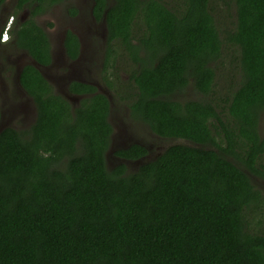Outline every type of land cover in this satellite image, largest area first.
Returning <instances> with one entry per match:
<instances>
[{"label": "trees", "instance_id": "1", "mask_svg": "<svg viewBox=\"0 0 264 264\" xmlns=\"http://www.w3.org/2000/svg\"><path fill=\"white\" fill-rule=\"evenodd\" d=\"M63 1L15 0L10 40L39 66L53 52L37 16ZM226 1L234 21L222 37L218 0H93L107 28L108 86L116 46L134 65L132 118L191 141L133 172L107 166V94L72 80L68 91L82 97L74 107L39 67L23 65L36 118L0 132V264H264V189L252 178H264V0ZM225 43L237 47L241 70L231 88L217 80ZM64 46L70 60L80 56L70 29ZM190 85L199 95L181 99ZM116 153L140 161L149 150L133 143Z\"/></svg>", "mask_w": 264, "mask_h": 264}, {"label": "rangeland", "instance_id": "2", "mask_svg": "<svg viewBox=\"0 0 264 264\" xmlns=\"http://www.w3.org/2000/svg\"><path fill=\"white\" fill-rule=\"evenodd\" d=\"M170 6H183L184 0H165ZM217 10L221 13L219 27L221 36L224 37L233 28L234 12L229 11L227 1L218 0ZM15 0H6L1 7L0 31L6 23L7 17L14 10ZM93 0H65L54 4L46 12L37 16L38 22L49 34L53 62L49 66H39L44 75L51 81L55 89L65 95L75 107L79 104L81 96L68 91V85L72 80H80L93 83L98 89L107 94L111 100L110 121L113 125L112 142L106 155L107 166L114 169L124 164L127 172L135 171L142 163L155 159L166 148L173 144H190L191 141L180 138H163L155 134L147 124L132 118L130 114L129 95L135 90L131 80L133 63L124 56V52L115 46L116 64L110 67L108 79L113 83L110 88L103 78V63L105 58V44L107 28L103 20H96L92 14ZM76 8L78 13L71 12ZM24 17L26 13L22 14ZM12 16V15H11ZM10 17V16H9ZM70 29L77 33L81 39L82 47L80 56L76 60H70L66 54L64 39L66 31ZM1 43V40H0ZM224 56L221 58L218 74L219 87L231 88L240 80V68L234 62L238 56L237 47L225 43ZM13 51L10 61H6L3 51L0 52V106L1 121L0 132L7 128L26 129L31 126L36 118V107L33 99L23 90L19 83V69L26 63H31V56L23 50ZM3 55V56H1ZM17 66L16 73H12V65ZM116 84L118 86L116 87ZM199 94L190 85L181 99L196 98ZM264 132V115L260 123ZM133 143L145 145L148 156L140 161L120 158L116 151L126 148ZM264 162V160H263ZM253 181L264 189V178L252 175ZM256 183V184H257ZM262 214L255 215L252 225L255 228L263 226Z\"/></svg>", "mask_w": 264, "mask_h": 264}, {"label": "flooded vegetation", "instance_id": "3", "mask_svg": "<svg viewBox=\"0 0 264 264\" xmlns=\"http://www.w3.org/2000/svg\"><path fill=\"white\" fill-rule=\"evenodd\" d=\"M22 14H23V13H22ZM22 14H21V17L23 16ZM22 18H24V17H22ZM8 39H9V40L6 41V42H3V41L0 39L2 43H9V44L11 43V44L8 45V46H7L6 44H5V46H2L3 44H0V52H1V50L3 51V53L1 52V54L5 55L4 58H5L6 61H10V60H11V59H10V55L13 56V54H12L13 51H12V50H14V49H15L16 51L20 50V49H18V48L14 45V42L10 40V36H9ZM80 41H81V39H80ZM11 46H13V47H11ZM81 47H82V43H81ZM3 55H1V56H3ZM31 58H32V57H31ZM32 59H33V58H32ZM31 63H32V62H31ZM13 66L15 67V69L12 68ZM22 67H23V65H22ZM22 67L19 69V74H20V71H21ZM37 67H38V66H37ZM10 70H11L12 73L15 74L16 71H17V66H16L15 64L12 65L11 68H10ZM19 83H20V81H19ZM20 85H21V84H20Z\"/></svg>", "mask_w": 264, "mask_h": 264}, {"label": "built area", "instance_id": "4", "mask_svg": "<svg viewBox=\"0 0 264 264\" xmlns=\"http://www.w3.org/2000/svg\"><path fill=\"white\" fill-rule=\"evenodd\" d=\"M12 21H13V18H10V20H9V22H8V24H7V26L5 27V30H4V32H3V34H2V40H3V41L7 40L8 37H9V28H10V26H11V24H12Z\"/></svg>", "mask_w": 264, "mask_h": 264}, {"label": "clouds", "instance_id": "5", "mask_svg": "<svg viewBox=\"0 0 264 264\" xmlns=\"http://www.w3.org/2000/svg\"><path fill=\"white\" fill-rule=\"evenodd\" d=\"M10 18H13V21H14V17L13 16H10ZM10 18L8 19V21L6 22V25H5V27L7 26V24H8V22H9V20H10ZM13 21H12V24H13ZM12 24H11V26H12ZM11 26H10V28H9V36H10V29H11ZM5 27H4V30H5ZM4 30L1 32V34H0V39L2 40V34H3V32H4ZM9 38V37H8ZM9 39H7V40H5V41H3V42H6V41H8Z\"/></svg>", "mask_w": 264, "mask_h": 264}, {"label": "water", "instance_id": "6", "mask_svg": "<svg viewBox=\"0 0 264 264\" xmlns=\"http://www.w3.org/2000/svg\"><path fill=\"white\" fill-rule=\"evenodd\" d=\"M31 62H32L33 64H35L36 66L39 67V64H38L34 59H32ZM23 90H24V89H23ZM24 91H25V90H24ZM25 92H26V91H25Z\"/></svg>", "mask_w": 264, "mask_h": 264}]
</instances>
